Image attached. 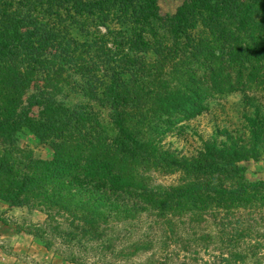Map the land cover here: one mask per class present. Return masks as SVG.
I'll use <instances>...</instances> for the list:
<instances>
[{"label":"trees","instance_id":"trees-1","mask_svg":"<svg viewBox=\"0 0 264 264\" xmlns=\"http://www.w3.org/2000/svg\"><path fill=\"white\" fill-rule=\"evenodd\" d=\"M145 7L148 16L141 25L154 38L151 45L125 29L132 24L127 19L114 20L120 12L137 20ZM6 8L11 16L0 20V37L32 27L36 38L62 46L59 25L78 29L82 42L76 49H86L83 59L76 60V54L61 61L81 66L84 76L99 74V67L116 75L112 67L125 56L118 52L109 58L110 45H130L133 51L151 47L164 59L158 78H137L113 102H99L111 111L114 137L86 110L87 126L72 121L71 109L57 93L63 94L61 86L73 78L46 81L48 93L19 117L53 151L49 161L34 160L15 151L13 96L40 82L41 68L51 75L62 63L31 40L8 44L0 38V201L51 208V246L63 262L203 264L200 255L210 257L212 251L227 257L226 264H245L264 251V186L232 183L242 176V165L264 159V0H249L233 25L223 16L197 18L198 25L195 16L186 19L188 33H166L182 42L181 51L176 44L168 49L146 23L155 19V29L165 30L157 19V0H11ZM188 62L199 68L185 70ZM227 98L239 102L228 110ZM210 105H218L219 115L215 132L205 140L190 124L214 112ZM41 107L50 110V120L30 118V110ZM169 137H188L191 148L175 151L166 144ZM169 178L175 179L171 185L165 182Z\"/></svg>","mask_w":264,"mask_h":264},{"label":"rangeland","instance_id":"rangeland-1","mask_svg":"<svg viewBox=\"0 0 264 264\" xmlns=\"http://www.w3.org/2000/svg\"><path fill=\"white\" fill-rule=\"evenodd\" d=\"M98 1V0H92ZM11 0H0V20L7 19L11 16V11L8 10ZM142 2V1H141ZM249 3V0H213L207 3H203L199 7V3H185L180 1L177 3L174 9V13H166L163 16L160 7H158L159 13L157 19L160 16V22L162 27L165 30H156V20L146 21L148 27H151V32L153 35L165 39L163 42L168 46V49H175V44L178 46V50L183 49L182 42H174V39L170 36H167L166 33H172L175 31L186 32L187 31V22L186 19L192 18V21L195 22L197 18L203 19H212L215 17L223 16L220 19L225 21L227 24L229 21H237L241 18V15ZM147 6V5H146ZM172 9V7L170 8ZM46 10L45 8L43 11ZM118 11V10H117ZM132 14V12L130 13ZM148 16V9L145 7V12H141L139 17L136 19H131L128 16L126 17L122 12L115 15V21H121L127 19L130 23L126 25L125 29L131 28V31L134 32V36L140 35L146 44H154V38L150 35V32L147 28L143 27L142 22ZM126 17V18H124ZM88 20V19H87ZM139 23L140 26H136L134 23ZM229 22V23H230ZM142 24V25H141ZM195 24H197L195 22ZM198 25V24H197ZM228 25V24H227ZM69 28V32L63 30V28ZM60 31L62 34L66 33V36L71 38V42L74 40L77 45L82 42V37L78 29H74L73 25L67 26V23L59 25ZM111 30L115 32L117 27L111 25ZM100 32V31H99ZM100 34V33H99ZM98 35V33H94ZM100 35H106V31L101 29ZM6 36H1V42H7ZM64 37V36H63ZM130 38V37H129ZM135 38V37H134ZM167 38V39H166ZM103 40V39H101ZM108 39L105 38V42ZM16 42V41H13ZM13 42H8L14 44ZM112 42V40H111ZM151 47H142L139 45L133 51L131 46L127 45L123 48L117 49L116 47L110 45L109 48L106 47L105 54L111 58L116 54L125 56L121 58V61L112 67L116 71L115 76L107 74L104 70H101L100 73L92 76H84L85 70L79 65H72L71 61L67 64L63 61V57H55V59L62 64L57 66L51 72V75L47 73L45 68L40 69L38 75L41 78L40 82H33L29 85L37 84L33 89H21L18 93L14 94V107H13V116L17 121L18 126L16 127L18 144L15 147V151H24L29 154L34 160L49 161L53 157V151L49 144L43 145L39 142L31 133L29 125L25 120L19 119L21 110L27 108L29 105L34 103L35 98H30V93L40 94L39 88H41V95L45 96L50 86L45 82L49 81L52 84L54 78L55 83L61 82L62 80L68 79L69 77L73 78V83L78 84L76 87L72 88L71 84L61 86L62 89L61 95H58L60 101H64L66 106L71 109L70 117L72 121L78 126H87V115L82 112L86 110V113L95 118L103 127V130L110 136H115V129L110 122L111 111L109 108H101L100 103L113 102L119 95L125 94L131 88L132 83L137 78H145L148 80H153L159 77V74L156 73V70L159 69L158 63L161 60H164L161 56H156L152 53ZM86 49H79L77 55L74 57L76 60L83 59L82 53ZM94 52V50H92ZM93 55H95L93 53ZM182 57V52L179 53ZM79 63L82 60L78 61ZM69 64V65H68ZM84 64V63H83ZM82 64V65H83ZM167 63L164 62L161 66H166ZM193 68L195 71L197 66L190 65L188 62L187 68ZM169 69V68H168ZM192 69V70H193ZM23 69H21V72ZM58 74V77L55 75ZM72 76V77H71ZM28 86V85H27ZM26 86V87H27ZM75 89V90H74ZM47 91V92H46ZM46 92V93H45ZM44 94V95H43ZM86 96H90V100ZM41 97V98H42ZM40 98V99H41ZM20 100V101H19ZM231 100L227 98L224 100L228 102ZM20 102V103H19ZM100 102V103H99ZM239 102V98L233 99L232 102L229 101V109L235 107ZM24 103V104H23ZM211 108H215L214 112H206L203 117L198 119L195 122L190 124V127L197 132L198 135H201L205 140L209 139L215 132V126L217 124L219 110L218 105H210ZM31 119L35 121H47L52 118V114L47 107H41L40 110H36L31 114L29 112ZM235 124H238L234 121ZM235 128L236 125H235ZM195 132V133H196ZM186 138H177L169 137L166 139V144L173 146L175 151L187 152L191 147L189 141ZM194 146H192L193 148ZM3 146L0 145V153H2ZM243 174L242 176L232 183L239 182L241 185H245L252 189L264 186V159L257 162H249L242 165ZM167 185H171L175 180L174 178L166 179ZM53 215V210L44 205H40L36 202H29L28 205L24 204L22 201H16L13 204H6L0 201V250L4 253L5 256L0 257L1 264H68L61 260L58 257L54 249L51 246V224L49 219ZM234 224V221H231ZM229 224V223H228ZM264 228V224L262 225ZM47 232L48 236H45L44 233ZM209 255L204 256L200 255V260H203V264H226L223 261H226V258H220L217 254L210 252ZM181 261H183L180 258ZM202 264V263H200ZM231 264H233L231 262ZM245 264H264V251L261 252L257 257H249Z\"/></svg>","mask_w":264,"mask_h":264},{"label":"crops","instance_id":"crops-1","mask_svg":"<svg viewBox=\"0 0 264 264\" xmlns=\"http://www.w3.org/2000/svg\"><path fill=\"white\" fill-rule=\"evenodd\" d=\"M180 1H183L185 3H195L196 2V3H199V7H200L201 4L207 3V2L213 1V0H157V7H160V10L162 11L163 16H164L165 12L166 13L167 12L168 13H174L176 11V9H174V7L176 6L177 3H180ZM171 7H172V9H170ZM68 24L71 25V23H67V26H68ZM73 28L76 29L74 26H73ZM63 30H65L66 32H69V31H67V30H69V28L67 29L66 27H64ZM7 35H8V37L6 39L7 40L6 43L16 41V42H13L14 44H16L22 39H28V40L33 41V43L37 47V49L43 54L52 55L55 57H63V58L71 57V56L74 57L77 54V49H75L76 43L74 42V40L71 42V38L68 36V34L66 36V33L63 34L64 39H65V43L62 46L59 45L58 43L44 42V41L36 38L34 29L32 27H27L26 29H22V30H13L12 32H9ZM8 44H11V43H8ZM37 84L28 85L27 87H25V89H29V90L33 89L32 87H35V85H37ZM39 90H40V94L30 93V95H29L30 98L33 97V98H35V100L37 98L40 99L42 97V96H40L41 95V88H39ZM40 109L41 108L31 109V114L34 111L40 110ZM1 256H5V255L0 250V257ZM0 264H1V262H0Z\"/></svg>","mask_w":264,"mask_h":264}]
</instances>
